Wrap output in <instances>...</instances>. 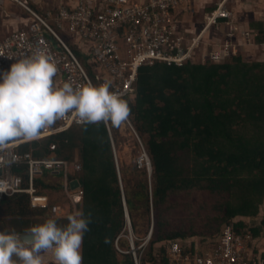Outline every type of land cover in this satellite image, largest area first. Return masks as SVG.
Wrapping results in <instances>:
<instances>
[{"label":"trees","instance_id":"1","mask_svg":"<svg viewBox=\"0 0 264 264\" xmlns=\"http://www.w3.org/2000/svg\"><path fill=\"white\" fill-rule=\"evenodd\" d=\"M255 44L264 45L262 26ZM125 100L131 110L128 121L145 147L149 176L137 165L117 170L103 122L73 127L19 149L34 158L81 165L80 171L68 174L82 190L75 210L92 216L84 235L83 264H135L124 238L128 226L123 199L139 264H165L171 242L194 252L197 241L212 244L225 226L241 233L251 227L241 218L257 217L264 204L261 52L249 62L235 53L222 64L141 68L133 100ZM108 126L117 147L120 125ZM50 143L55 149L47 153ZM26 169L13 168L25 186ZM60 182L61 175L47 171L34 178L36 193L47 197L44 208H30L25 193L5 198L0 203V230L25 234L44 223L49 207L59 203L49 193L64 196ZM51 219L59 226L68 223L64 217ZM150 230L148 242L138 248L144 241L138 234L147 236Z\"/></svg>","mask_w":264,"mask_h":264},{"label":"built area","instance_id":"2","mask_svg":"<svg viewBox=\"0 0 264 264\" xmlns=\"http://www.w3.org/2000/svg\"><path fill=\"white\" fill-rule=\"evenodd\" d=\"M188 1L190 0H59L58 5L52 6L43 15L30 10L26 2L18 1L30 12L31 18L23 28L10 32L0 40V77L21 56L30 54L39 47L56 62L58 72L54 82L57 87L64 82L71 83L73 87L87 83L97 86L107 83L110 91L132 101L141 68L155 65L182 68L188 64L207 62L222 64L231 58L234 48L239 47L233 43L235 30L233 23H230L233 13L226 8L224 2H217L203 16L196 29H189L181 21ZM223 20L227 21V33L223 36L222 43L218 35H221ZM51 23L71 38L76 50L85 54L87 67L93 73L92 79L73 51L51 27ZM254 37L258 38V34H254ZM241 38L248 42L251 34L241 33ZM259 49L264 57V45ZM124 123L133 132L129 121ZM85 125L87 124L79 123L77 117L69 114L48 130H42L38 138H17L0 149V188L3 189L0 191V203L7 197L25 193L30 197V208L46 207L47 197L36 193L33 187L34 178L44 171L61 175V192L70 202L81 196L79 181L70 178L68 174L70 170L80 171L79 163L70 165L64 160L49 159L46 156L34 158L31 153H20L19 149L23 145ZM104 125L109 131L108 123ZM54 149V144L50 143L47 153ZM144 157L147 163L148 160L145 155ZM21 166L27 167L26 186L22 175L13 172L14 167ZM74 181L78 186L72 189ZM62 213L60 203L49 207L52 217H63ZM252 229H258L259 234L256 235ZM150 233L151 231L138 248L148 242ZM132 236L130 233V243L133 241ZM263 240V220L260 226H251L243 233L237 232L233 225L225 226L212 244H195L194 252L186 251L178 242L169 243L166 247L165 264H264V250L261 248ZM130 251L134 263L139 264L135 248L131 244Z\"/></svg>","mask_w":264,"mask_h":264},{"label":"clouds","instance_id":"3","mask_svg":"<svg viewBox=\"0 0 264 264\" xmlns=\"http://www.w3.org/2000/svg\"><path fill=\"white\" fill-rule=\"evenodd\" d=\"M57 72L51 55L37 47L30 54L21 56L9 71L2 74L0 149L17 138H38L42 130H48L69 114L82 124L110 122L119 126L128 120L131 110L127 100L110 91L109 84L87 83L73 87L64 82L57 87L54 82ZM67 220V225L59 226L50 218L27 229L28 240L14 231L0 230V264H45L42 253L49 251L56 264H83V241L85 233L90 231L91 213L85 215L77 209L67 216Z\"/></svg>","mask_w":264,"mask_h":264},{"label":"crops","instance_id":"4","mask_svg":"<svg viewBox=\"0 0 264 264\" xmlns=\"http://www.w3.org/2000/svg\"><path fill=\"white\" fill-rule=\"evenodd\" d=\"M18 1L26 2L30 10L40 15L45 14L46 10L59 3V0ZM18 1L0 0V40L4 38L2 36H6L14 30L23 28L25 23L31 18L30 12ZM220 1L224 2L226 8L233 13L230 21V23H233L235 30L233 43L239 46L234 48V54L237 53L246 62L254 61L260 52V46L255 44L258 38H255L254 34H259L260 26L264 30V0H190L186 4L182 14L183 18L181 21L184 27L196 29L201 24L203 16ZM226 33L227 21L223 20L221 35H218L222 43L224 42L223 36ZM241 33H250V40L248 42L243 41ZM220 41L218 42L220 43ZM261 207L262 210L258 215V219L242 217L244 218L243 221L248 224L251 223L252 225L260 226L261 220L264 219V205ZM196 243V245H200L198 241ZM261 248L264 250V240ZM42 256L45 258V264H56L51 251L42 253Z\"/></svg>","mask_w":264,"mask_h":264},{"label":"rangeland","instance_id":"5","mask_svg":"<svg viewBox=\"0 0 264 264\" xmlns=\"http://www.w3.org/2000/svg\"><path fill=\"white\" fill-rule=\"evenodd\" d=\"M50 25H51V27H53V29L59 35V37L66 43V46L69 47L73 51V53L76 55L77 59L79 60L80 65L83 67L84 71L86 72V74L90 77V79H92L93 73L87 67V57L85 56V54L76 50L73 47L71 38L68 37V35L65 32L58 29L52 23ZM2 37H4V36H2ZM123 123L124 122H122L120 124V127H119V143H118L117 147H114V155H115V159H116L118 169L120 170V168H122V167L137 165L140 168L146 169V172H147V165H146L147 163H146V159L144 157V155L146 156L145 147H144L142 141L139 140L138 136L136 134H135L136 136L134 135V133H135L134 129L132 128L133 132H134L133 133L132 130L125 123L123 126L122 125ZM146 158H147V156H146ZM147 160H148V158H147ZM49 195H50V199L56 200L57 202L61 203V207L63 210L62 214H63L64 218H67V216L75 210L76 199H74L73 202H69L68 199L66 200L65 196L60 195L59 192L58 193H52V194L49 193ZM260 208L262 209L261 206H260ZM47 217H48V219L53 218L51 215H48ZM256 218L258 219V216ZM138 235L139 236H137V237H139V241H141V242L146 238V236H143V234L142 235L138 234ZM124 238H126L127 241H129V233H127V235L124 236ZM134 239H135V237L132 236V240H134ZM212 240H214V239H212ZM128 243L130 245V242H128ZM43 259H45V258H43Z\"/></svg>","mask_w":264,"mask_h":264},{"label":"water","instance_id":"6","mask_svg":"<svg viewBox=\"0 0 264 264\" xmlns=\"http://www.w3.org/2000/svg\"><path fill=\"white\" fill-rule=\"evenodd\" d=\"M124 126V123L122 124ZM109 137H110V143H111V147H112V151L114 153V147L112 145V139H111V136L109 134ZM114 162H115V165L117 167V170H118V166H117V163H116V159H115V155H114ZM147 171H148V175H150V172H151V167L149 165V161L147 162ZM78 186V184L76 183V181L72 182L71 184V188L74 189ZM122 190V189H121ZM123 205H124V211H125V217H126V221H127V226H128V231H129V234L131 233V227H130V221H129V217H128V213H127V210H126V207H125V203H124V199H123ZM151 231V230H150ZM21 236L22 239L24 240H28L30 239V235L28 233H25V234H19ZM132 240V239H131ZM131 245H133V241H131L130 243ZM132 249V248H131Z\"/></svg>","mask_w":264,"mask_h":264}]
</instances>
